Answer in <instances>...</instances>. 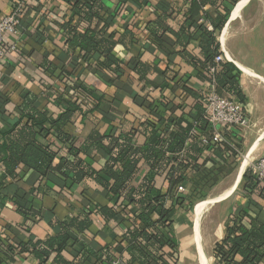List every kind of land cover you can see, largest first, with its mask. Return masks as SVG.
Masks as SVG:
<instances>
[{
  "label": "trees",
  "instance_id": "obj_1",
  "mask_svg": "<svg viewBox=\"0 0 264 264\" xmlns=\"http://www.w3.org/2000/svg\"><path fill=\"white\" fill-rule=\"evenodd\" d=\"M61 1L67 3L72 12V18L62 25V30L73 71L65 73V77L62 75L65 94L58 95L56 102L66 104L67 109L51 120L38 110L37 96H26L20 107L23 121L14 126L3 144L0 143V170L4 176L3 179L0 177V200L2 191L8 189L15 191L14 200L25 201L17 194L19 183L28 182L32 176L45 179L55 175L67 187L91 179L105 191L112 203V206L99 211L105 223L118 222L127 227L116 246L123 248L126 244L124 249L131 258L124 260L125 264H178L179 245L173 230L174 212L177 208H195L196 211L195 201L207 200L210 186L226 173L228 162L223 157H233L237 161L239 156L233 152V147L238 146L241 138L234 135V130L214 128L207 121L203 103L208 94L202 98V104L197 103L193 107L192 112L178 115V111L184 110V105H176L164 96L154 99L141 91L135 94L134 102L139 107L147 106L151 114L159 117L158 121L146 119L137 126L126 121L119 132L111 129L101 134L99 130H94L79 145L76 137L66 133L64 127L73 123L77 114L85 119L100 105L99 101H90L92 93L78 77L75 81L69 80L83 68V63L89 65L87 67L93 63L106 82L115 86L120 83L133 85L135 79L131 74L137 76L136 81L147 84L152 71L142 60L125 63L114 53L120 42L117 39L119 33L113 29L119 9L114 15L106 17L101 0ZM118 1L122 6L128 2ZM236 2L233 1L232 5L235 6ZM219 16V24L213 25V31H208L205 25H197L191 15L181 30L174 32L164 26L168 14L149 23L146 30L152 45L169 57L173 54H169L168 48L172 47L166 43L165 36L173 34L176 45L184 48L180 55L186 61L204 71H208V67L215 69L211 76H204L215 81L216 93L221 96L224 93L235 95L244 108L246 97L240 88V73L232 63L215 61L222 54L216 33L225 26L229 13ZM124 31L134 40V34L128 27ZM197 32L201 33L199 42L204 61L187 51ZM178 75L174 73L173 80ZM165 90L166 87L161 88L162 93ZM183 90L187 94L193 93L185 86ZM120 94L119 90L118 96ZM160 105L166 109V116L160 115ZM47 123L53 129H48ZM217 135L224 140H219ZM140 136L144 138L143 144L137 143L136 138ZM51 137L64 145L65 155H60L51 143ZM204 139L207 143L203 142ZM98 154L106 159L101 171L93 168L94 156ZM159 179L165 180L166 187L159 186ZM242 181L244 185L237 188L235 194L245 200V204L229 216L223 237L215 245L214 256L218 264H264V186L258 183L251 169L246 170ZM18 211L30 219H43L28 201L19 206ZM50 224L59 232L46 240L28 237L23 242L14 243L10 227V232L7 230L0 234V264L12 263L16 257L24 255L34 256L39 264H75L63 256L72 241L69 231L86 232L92 224L90 215L74 217L70 221H50ZM22 230L30 231L29 227ZM110 249L111 245H105L97 264H111L116 259H122L112 256Z\"/></svg>",
  "mask_w": 264,
  "mask_h": 264
},
{
  "label": "crops",
  "instance_id": "obj_2",
  "mask_svg": "<svg viewBox=\"0 0 264 264\" xmlns=\"http://www.w3.org/2000/svg\"><path fill=\"white\" fill-rule=\"evenodd\" d=\"M16 1L18 0H0V19L13 12ZM233 1H237L235 6L232 5ZM241 1L128 0L122 6L118 0H101L106 17L114 15L117 9L120 10L113 23V29L119 33L117 39L120 41L114 53L125 63L142 60L151 68L152 74L147 78V84L136 81L137 76L131 74L130 76L135 79L133 85L120 83L117 87L106 82L104 75L95 69L93 63L90 67L83 63V68L69 80L75 81L77 79L75 77H78L91 91L94 98L91 97L90 101H99L100 105L92 116L85 119L81 114H77L73 123L64 127V131L76 137L78 144L81 145L94 130H99L101 134L111 129L119 132L126 121L136 126L146 119L158 121L159 117L151 114L147 106L139 107L134 102L135 94L142 93L141 91L154 99L164 96L176 105H184V110L178 111V115L192 112L197 103L202 104L203 97L209 95L211 91L216 93L215 81L204 76V74L211 76L215 69L208 67L209 70L204 71L200 66L198 68L192 66L180 55L184 48L176 45V37L170 33L165 36L166 43L172 47L168 48L169 54H173L169 57L163 50L152 45L146 27L159 16L168 14L169 18L164 26L178 32L192 15L197 25H205L208 31H213V25L219 24V14L224 15L226 12L229 13V19L223 29L216 33L220 52L224 55V61L232 63L240 73L239 83L246 97L244 110L249 115V127L264 126V83L259 81L264 80V0L251 11L248 7L254 0L249 1L243 8L240 18L233 19V11ZM71 18V7L61 0H28L21 17L19 34L7 37L5 46L9 53L5 58H0L1 144L11 135L14 126L23 121L24 116L20 112V107L28 94L37 96L38 110L51 120L67 109L66 104L56 102V97L65 94L62 75L65 77V73L73 71L71 55L67 52L66 38L62 30V25ZM127 27L134 34V40L130 34H124ZM200 38L201 33L197 32L187 51L200 61H204ZM241 67L253 72L256 77L244 75ZM174 73L179 74L176 79L174 77L175 80ZM184 86L193 93H185ZM163 87H166V90L162 93ZM119 90L121 94L118 96ZM221 97L239 101L235 95L229 93H224ZM203 105L205 107V101ZM159 112L161 116L167 115L162 105ZM46 127L53 129L50 123H47ZM232 132L237 137L242 134L239 130ZM136 140L138 144L144 143L142 136ZM50 141L59 150L60 155H65L64 145L54 137H51ZM94 158L93 168L101 171L106 159L101 154L95 155ZM0 177L1 179L4 177L1 170ZM164 181L159 179V186L166 187ZM18 188L17 194L25 201L14 200L15 191L8 189L2 191L0 234L10 227L14 243L23 242L28 237L46 240L59 232L52 228L50 221H70L74 217L90 215L92 224L86 232L79 233L75 229L69 231L72 241L63 252V256L75 264H97L105 245L108 244L111 245L112 256L125 261L130 260V254L124 249L126 244L123 248H116L127 227L118 222L105 223L99 211L112 206V203L105 191L93 180L88 179L79 185L67 187L66 183L55 175H49L45 179L32 176L28 182H20ZM26 201L30 202L32 208L41 214L43 219H30L18 211L19 206H24ZM183 209L177 208L173 215V230L178 232L176 239L180 244L178 264H196L195 248H192L190 241L196 231L193 227L194 219L192 226L186 224ZM235 211L234 209L231 214ZM262 217L264 219V211ZM225 226V223L220 225L214 247L222 239ZM25 227H29V233L22 230ZM202 232L203 240L207 243L209 259L211 235L204 227ZM84 253L87 255L85 258ZM7 264H39V261L34 256L24 255Z\"/></svg>",
  "mask_w": 264,
  "mask_h": 264
},
{
  "label": "rangeland",
  "instance_id": "obj_3",
  "mask_svg": "<svg viewBox=\"0 0 264 264\" xmlns=\"http://www.w3.org/2000/svg\"><path fill=\"white\" fill-rule=\"evenodd\" d=\"M249 1H251V0H249ZM249 1H248V3H249ZM261 1L262 0H254L250 4V6L248 7V10L251 11V10L255 9L257 7V5L260 4ZM232 17H233V14H232ZM233 19H235V18H233ZM240 132L242 133L241 136H239L241 138L240 143H237L238 146L237 145L234 147L232 146L234 148L233 152L235 154H237L239 157H238L237 161L234 160L233 157L232 158H229V157L224 158L223 157V160H227V162H228L226 165L227 169H225V171H226V173H229V174L224 173L221 176L220 180L215 185L210 186V189L207 192L208 193L207 199L219 195L221 192H223L225 189H227L233 183L234 178L236 177V174H237L244 158L247 156V154L251 150V148L254 145V143L256 142V140L264 132V126L259 125V126H255L252 128L249 127L245 130H241ZM219 140L222 141L224 139L219 138ZM240 146H241V148H240ZM263 156H264V139L261 140V142L259 143V151L256 154L254 161L249 165L248 169H251L252 165L255 164ZM223 160H221V161H223ZM217 161H218V159H217ZM232 168L234 169V171L231 172ZM243 185H244V181H242L240 183L239 187L241 188ZM233 190L234 189H232L230 192L225 194L226 196L223 199H221L220 201H217L213 205V208L210 209L209 213L205 216V219H204L203 227H204L205 231L211 235L210 244H212V246L210 248V253H209V264H218V262L214 256V249H215L214 242L217 241L216 235H218V232H219L218 230H219L220 225L227 223L228 218L234 209L237 210L238 208H240L242 205L245 204V201H242L243 199H241L240 196H237L235 193H233ZM201 202L202 201H195L196 211H195V208H193L191 210L186 209V208L183 209L184 210L183 214L185 216L184 220H185L186 224H188L189 226H192L193 219H194V226L193 227L195 230L198 226L197 224L201 221L200 219H202V217H204V211L202 208L204 207L206 201L203 200L202 204H201ZM194 214H195V216H194ZM174 231H175L174 233H175V237H176L178 232L176 230H174ZM205 244H207V243L205 242ZM178 245H179L178 246L179 247L178 252H179L180 251L179 242H178ZM206 251H207V248H206ZM207 256H208V254H207ZM196 264H197V261H196Z\"/></svg>",
  "mask_w": 264,
  "mask_h": 264
},
{
  "label": "built area",
  "instance_id": "obj_4",
  "mask_svg": "<svg viewBox=\"0 0 264 264\" xmlns=\"http://www.w3.org/2000/svg\"><path fill=\"white\" fill-rule=\"evenodd\" d=\"M27 3L28 0L16 1L13 12L0 19V58L2 59L9 53V50L5 46L7 37L19 34L21 17L26 9ZM13 49L11 48V50ZM222 61H224V55L221 54L216 58V62L219 63ZM205 111L207 121L214 128L223 127L241 131L250 126L249 115L243 106L232 98H222L215 91H211L208 95ZM217 137L221 138V135H217ZM203 142L207 143L205 139ZM251 170L255 174L258 183L264 186V156L252 165ZM111 264H125V261L116 259Z\"/></svg>",
  "mask_w": 264,
  "mask_h": 264
},
{
  "label": "bare ground",
  "instance_id": "obj_5",
  "mask_svg": "<svg viewBox=\"0 0 264 264\" xmlns=\"http://www.w3.org/2000/svg\"><path fill=\"white\" fill-rule=\"evenodd\" d=\"M248 1L249 0H242L238 4V6L234 9L233 18H235V19L240 18L242 10L246 6ZM225 37H226V34H225ZM241 69L244 72V75L246 74L248 76L256 77L255 74L253 72L249 71L248 69H245L243 67H241ZM259 81L264 83V80H262V79H259ZM263 139H264V132L256 140V142L252 146L251 150L249 151L247 156L244 158V160H243V162H242V164H241V166H240V168H239V170H238V172L236 174V177L234 178L233 183L227 189H225L223 192H221L219 195H217L215 197H211V198L206 200L205 205L202 208L203 211H204V217H202L201 221L197 224L198 226L196 228V231L193 234V236L190 238V241H191V243L193 245L192 248H195L194 251L196 252V258H197L198 264H209V259H208L207 251H206L207 247H206L205 241L203 240V236H202V233H203L202 229H203V223H204L205 216L209 213V210L212 208V206L217 201H220L221 199H223L226 196L225 194L230 192L232 189L235 190L236 187L240 185V183L242 182V176L245 174V172L248 169L249 165L254 161V159L256 157V154L259 151V143ZM234 190H233V192H234Z\"/></svg>",
  "mask_w": 264,
  "mask_h": 264
},
{
  "label": "water",
  "instance_id": "obj_6",
  "mask_svg": "<svg viewBox=\"0 0 264 264\" xmlns=\"http://www.w3.org/2000/svg\"><path fill=\"white\" fill-rule=\"evenodd\" d=\"M243 176H244V175H243ZM243 176H242V178H243ZM238 187H239V186H237V187H236V189L234 190V192H233V193H235V192H236V190H237V188H238Z\"/></svg>",
  "mask_w": 264,
  "mask_h": 264
}]
</instances>
